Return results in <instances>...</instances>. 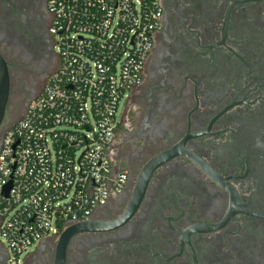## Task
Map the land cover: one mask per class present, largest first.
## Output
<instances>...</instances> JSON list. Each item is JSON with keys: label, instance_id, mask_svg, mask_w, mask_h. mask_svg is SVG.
<instances>
[{"label": "flooded vegetation", "instance_id": "flooded-vegetation-1", "mask_svg": "<svg viewBox=\"0 0 264 264\" xmlns=\"http://www.w3.org/2000/svg\"><path fill=\"white\" fill-rule=\"evenodd\" d=\"M159 9L107 149L121 191L23 264H57L59 247L63 264H264V0ZM51 25L48 0H0V147L59 68Z\"/></svg>", "mask_w": 264, "mask_h": 264}, {"label": "built area", "instance_id": "built-area-1", "mask_svg": "<svg viewBox=\"0 0 264 264\" xmlns=\"http://www.w3.org/2000/svg\"><path fill=\"white\" fill-rule=\"evenodd\" d=\"M159 1L48 0L59 68L0 147L7 264H23L30 248L121 191L125 177L113 175L107 149L159 28Z\"/></svg>", "mask_w": 264, "mask_h": 264}, {"label": "water", "instance_id": "water-1", "mask_svg": "<svg viewBox=\"0 0 264 264\" xmlns=\"http://www.w3.org/2000/svg\"><path fill=\"white\" fill-rule=\"evenodd\" d=\"M7 95H8V82H7L6 73L3 70L1 83H0V122H1V119L3 116V112H4L6 100H7ZM9 189H10V185H8L7 188L5 189V192H4L5 196L7 195ZM92 226H95V225L92 223H89V222L79 223V224H75L73 226H70V227L66 228L60 234V236H59L60 241H63L65 243L66 240L70 236H72L73 234L83 232V231H87ZM63 250H64V247H62V248L59 247L58 252H57V260H56L57 264H63V262H64V259H63L64 251Z\"/></svg>", "mask_w": 264, "mask_h": 264}, {"label": "rangeland", "instance_id": "rangeland-1", "mask_svg": "<svg viewBox=\"0 0 264 264\" xmlns=\"http://www.w3.org/2000/svg\"><path fill=\"white\" fill-rule=\"evenodd\" d=\"M125 100L126 99H124L123 101H121L120 104H119L118 112H117V120L119 119V116H120V114H121V112L123 110V106H124ZM0 243L3 245L4 249L7 248V244H6V242L4 240H0ZM36 249H37V245H35L34 247L30 248L28 250V253H26V254H24L22 256V259H25L27 257V255H30V254L34 253L36 251Z\"/></svg>", "mask_w": 264, "mask_h": 264}]
</instances>
